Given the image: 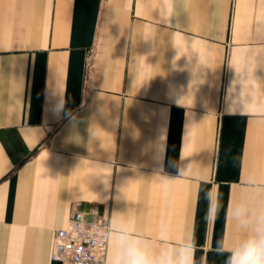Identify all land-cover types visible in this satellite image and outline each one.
Here are the masks:
<instances>
[{
  "label": "crops",
  "instance_id": "1",
  "mask_svg": "<svg viewBox=\"0 0 264 264\" xmlns=\"http://www.w3.org/2000/svg\"><path fill=\"white\" fill-rule=\"evenodd\" d=\"M93 204L104 264L118 231L193 241L197 264L252 234L264 0H0V264H59Z\"/></svg>",
  "mask_w": 264,
  "mask_h": 264
},
{
  "label": "clouds",
  "instance_id": "2",
  "mask_svg": "<svg viewBox=\"0 0 264 264\" xmlns=\"http://www.w3.org/2000/svg\"><path fill=\"white\" fill-rule=\"evenodd\" d=\"M171 163V162H170ZM211 191V190H209ZM219 209V192L217 206ZM170 232L158 230L156 239L161 241L159 248L151 241L131 232L118 231L112 237V257L109 264H197L196 244L185 239L175 243L167 237ZM217 255L228 253L226 264H264V213L257 216L252 234L239 244L226 247L218 240L213 247ZM200 264H207L206 257L200 258Z\"/></svg>",
  "mask_w": 264,
  "mask_h": 264
},
{
  "label": "built area",
  "instance_id": "3",
  "mask_svg": "<svg viewBox=\"0 0 264 264\" xmlns=\"http://www.w3.org/2000/svg\"><path fill=\"white\" fill-rule=\"evenodd\" d=\"M84 220L75 212L65 228L56 230L51 260L59 264H104L110 228L97 204L91 205Z\"/></svg>",
  "mask_w": 264,
  "mask_h": 264
}]
</instances>
